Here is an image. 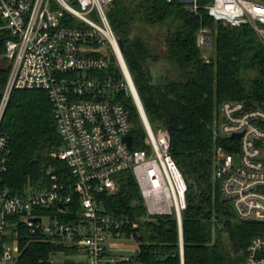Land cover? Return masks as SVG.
Here are the masks:
<instances>
[{
    "label": "built area",
    "instance_id": "2783aa9c",
    "mask_svg": "<svg viewBox=\"0 0 264 264\" xmlns=\"http://www.w3.org/2000/svg\"><path fill=\"white\" fill-rule=\"evenodd\" d=\"M113 2L0 0V58L11 65L0 124L14 90L46 91L63 143L53 157L71 174L68 181L16 194L0 188V264H22L30 241L57 249L41 264H144L138 259L137 224L105 213L101 199L118 192L119 176L127 172L139 185L148 215L175 216L182 236L187 183L171 155L169 132L154 131L141 108L109 21ZM181 2L187 11L205 10L229 28L249 26L264 42V0ZM211 41L203 30L199 46L210 47ZM113 64L123 79L109 72ZM122 94L133 99L145 127L141 148ZM214 131L224 141L213 153L224 198L233 202L238 220L264 223V103L251 108L243 101L224 102ZM9 153L8 139L0 134V177ZM22 227L29 235L25 242ZM132 241L138 247L124 256L129 249L118 247ZM77 252L86 260H76ZM244 264H264V236L252 239Z\"/></svg>",
    "mask_w": 264,
    "mask_h": 264
},
{
    "label": "trees",
    "instance_id": "16d2710c",
    "mask_svg": "<svg viewBox=\"0 0 264 264\" xmlns=\"http://www.w3.org/2000/svg\"><path fill=\"white\" fill-rule=\"evenodd\" d=\"M108 17L125 43L124 58L150 125L169 132L171 155L187 183L183 247L176 217H150L131 172L119 176L116 194L101 196L105 213L137 224L141 263L244 264L252 239L264 236V223L240 221L227 205L214 176L213 153L224 142L214 127L226 101L251 108L264 103V42L251 27L229 28L205 10L187 11L181 0H114ZM202 30L213 39L208 58L198 45ZM161 63L165 68L155 74ZM10 69L0 58V103ZM109 72L123 79L117 65ZM120 99L141 148L146 130L139 111L131 97ZM0 134L10 149L1 189L16 194L71 179L65 163L53 157L63 143L46 91L14 90ZM21 229L25 242L29 235ZM56 250L51 243L30 241L22 264H41Z\"/></svg>",
    "mask_w": 264,
    "mask_h": 264
},
{
    "label": "rangeland",
    "instance_id": "374dc122",
    "mask_svg": "<svg viewBox=\"0 0 264 264\" xmlns=\"http://www.w3.org/2000/svg\"><path fill=\"white\" fill-rule=\"evenodd\" d=\"M97 22L98 23H100L98 20H97ZM203 31V30H202ZM201 31V32H202ZM207 31V30H206ZM201 34V33H200ZM207 34H209L208 33V31H207ZM212 36V35H211ZM199 38V37H198ZM199 45V44H198ZM201 48H202V50H203V52H204V55H205V57H209V56H211V54H212V52H213V39H212V41H211V45H210V47H202V46H200ZM165 68V66H164V64L163 63H161V65H159L157 68H155V70H154V72H155V74H157L158 72H160L161 70H163L164 68ZM132 77V76H131ZM136 91V90H135ZM137 93V92H136ZM133 127H134V124H133ZM227 205H229L230 206V208L232 209V211H234V212H236V210H235V206H234V204H233V202L232 201H228L227 202ZM137 241V240H136ZM123 243V245H121V246H119L118 248H126V249H129V251H124L122 254L124 255V256H129L130 254H131V250L132 249H136L137 247H138V244L136 243V242H134V241H132V242H122ZM182 243V242H181ZM111 248H113V249H115V247H112L111 246ZM183 253V252H182ZM76 257H75V259L76 260H79V259H82V260H86V258H85V254L83 253V252H77L76 254Z\"/></svg>",
    "mask_w": 264,
    "mask_h": 264
},
{
    "label": "water",
    "instance_id": "95a60500",
    "mask_svg": "<svg viewBox=\"0 0 264 264\" xmlns=\"http://www.w3.org/2000/svg\"><path fill=\"white\" fill-rule=\"evenodd\" d=\"M118 42H119V45H120V48H121L122 53H125L127 49H126V46H125L124 41H123L122 39L119 38V39H118ZM131 81H132V83H133V86H134L135 90H137L136 87H135V85H134V82H133L132 79H131ZM136 92H137V91H136ZM138 95H139V94H138V92H137V96H138ZM138 98H139V101H140L141 108H142L143 112L145 113V110H144L143 104H142V102H141V99H140V97H138ZM145 115H146V113H145ZM126 140H127L128 144H129V146H131V143H132V136H131V135H128V136L126 137ZM181 240H182V247H183V233H182V236H181Z\"/></svg>",
    "mask_w": 264,
    "mask_h": 264
},
{
    "label": "bare ground",
    "instance_id": "6f19581e",
    "mask_svg": "<svg viewBox=\"0 0 264 264\" xmlns=\"http://www.w3.org/2000/svg\"><path fill=\"white\" fill-rule=\"evenodd\" d=\"M135 85V84H134Z\"/></svg>",
    "mask_w": 264,
    "mask_h": 264
}]
</instances>
